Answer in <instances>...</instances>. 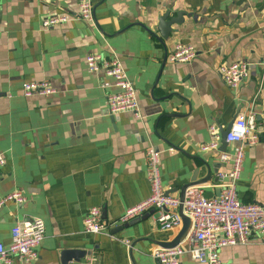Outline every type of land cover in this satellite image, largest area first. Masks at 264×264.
<instances>
[{
    "label": "crops",
    "instance_id": "obj_1",
    "mask_svg": "<svg viewBox=\"0 0 264 264\" xmlns=\"http://www.w3.org/2000/svg\"><path fill=\"white\" fill-rule=\"evenodd\" d=\"M93 2L95 24L76 16L78 0H0V151L6 159L0 196L20 189L27 197L0 209V242L9 245L17 222L38 217L46 233L34 264H157L150 251L181 229H160L152 213L114 227L112 234L130 240V249L108 235L85 233L84 217L99 207L104 221H115L150 195L151 146L161 151L170 194L181 197L187 185L203 186L207 197L220 194L217 175L229 165L199 148L210 141L212 124L223 132L255 98L257 111L264 108V0ZM180 11L186 12L182 24L162 38L160 17ZM56 13L71 21L43 29V17ZM177 42L194 45L198 56L169 63ZM96 52L119 55L141 117L109 113L108 95L118 88L104 71L88 70L86 57ZM241 60L251 63L250 76L235 91L217 69ZM42 80L54 93L23 95L25 82ZM237 193L244 203L264 204V137L246 148ZM220 257L222 264H264L262 236L254 233ZM180 264L203 263L186 254Z\"/></svg>",
    "mask_w": 264,
    "mask_h": 264
},
{
    "label": "built area",
    "instance_id": "obj_2",
    "mask_svg": "<svg viewBox=\"0 0 264 264\" xmlns=\"http://www.w3.org/2000/svg\"><path fill=\"white\" fill-rule=\"evenodd\" d=\"M159 1V0H155ZM77 17L95 24V5L93 0H78ZM71 21L66 13L47 15L42 19V28ZM264 37V27H263ZM198 56L192 44L177 42L167 53V61L173 64H189ZM90 72L104 71L113 78L117 92L108 95V111L111 115L132 112L141 117L137 90L128 77L127 71L118 54L107 57L102 53H91L86 57ZM260 66L264 78V60ZM251 63L245 60L222 64L217 72L233 90H239L250 76ZM54 87L48 80L25 82L22 93L26 97L47 96L54 93ZM253 99L243 109L231 126L225 140L227 148L235 145L234 150H222V132L215 125L209 127L210 141L200 145L201 152H215L219 160L229 165L228 170L218 172L219 195L207 197L201 185L189 186L185 190L184 201L179 196L167 194L161 176V151L151 146L146 150L147 178L150 195L140 203L126 209L115 221L102 219L99 207L90 208L84 217V232L88 234L108 235L131 249L132 242L118 239L112 229L127 224L152 212L156 225L165 231L182 228L179 213L183 205V214L191 220V228L185 239L172 248L154 247L150 256L157 264H180L183 255L203 264H222L220 252L226 247L244 245L250 242L254 233H259L264 242V204L244 203L237 193V185L243 168L247 147H252L264 137V108L257 111ZM175 152V148H170ZM6 166L4 153L0 151V181L2 170ZM27 197L20 189L0 196V209L8 203L22 205ZM46 226L43 219L33 217L17 222L12 229V241L9 245L0 242V264H34L39 258V247L45 237Z\"/></svg>",
    "mask_w": 264,
    "mask_h": 264
},
{
    "label": "water",
    "instance_id": "obj_3",
    "mask_svg": "<svg viewBox=\"0 0 264 264\" xmlns=\"http://www.w3.org/2000/svg\"><path fill=\"white\" fill-rule=\"evenodd\" d=\"M169 15H170V13L167 12L164 15H162L159 19L158 29L161 32V37L164 39H168L170 37V34L173 32L172 26L174 24H182V22L184 20V16L186 15V12L180 11L176 17H173L171 19H168ZM153 34H155V33H153ZM231 126L222 132V137H223V139H222V150L223 151L227 150V143H226L225 138H226L227 134L230 132ZM193 181H196V180H193ZM190 186H193V185H190ZM188 187H189V185H187L186 187H184L182 189V195L180 197L182 202L184 201L185 190ZM170 193H171L170 191H167V194H170ZM179 213L182 217V222H183L182 228H181L179 234L175 237V239H173L171 242L163 243V246H165V248H172V247L179 245L185 239V237L188 235V233L190 231L191 220L183 214V205L182 204L180 205ZM144 216L148 217L149 214H146ZM144 216L141 218H144ZM141 218L135 219L129 223L140 220ZM127 224H124V225H127ZM119 228H121V226L120 227L118 226L116 230H118Z\"/></svg>",
    "mask_w": 264,
    "mask_h": 264
}]
</instances>
